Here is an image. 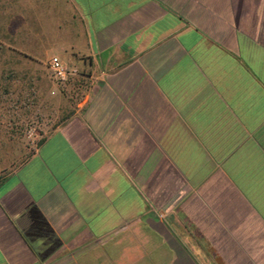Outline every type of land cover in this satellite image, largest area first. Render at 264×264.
Wrapping results in <instances>:
<instances>
[{"label":"crops","instance_id":"obj_1","mask_svg":"<svg viewBox=\"0 0 264 264\" xmlns=\"http://www.w3.org/2000/svg\"><path fill=\"white\" fill-rule=\"evenodd\" d=\"M47 6L70 74L0 157V264H264V0Z\"/></svg>","mask_w":264,"mask_h":264},{"label":"rangeland","instance_id":"obj_2","mask_svg":"<svg viewBox=\"0 0 264 264\" xmlns=\"http://www.w3.org/2000/svg\"><path fill=\"white\" fill-rule=\"evenodd\" d=\"M47 4L48 0H0V78L10 70L20 72L22 76L29 74L32 78L23 77L18 81L16 94L0 100V134H9L6 130L14 125L11 121L16 122L19 118L17 125L21 132L13 139L16 141L11 145L12 151L36 146L59 115L47 99L48 83L54 79L50 61L54 55H66L61 44L68 39L64 40L67 30L62 22L60 32L56 33L59 37H54L55 32L48 30L54 16L48 14ZM35 56L40 60H33ZM29 80L36 86L31 114L23 109V103L15 104L20 94H23L21 99L27 96Z\"/></svg>","mask_w":264,"mask_h":264},{"label":"trees","instance_id":"obj_3","mask_svg":"<svg viewBox=\"0 0 264 264\" xmlns=\"http://www.w3.org/2000/svg\"><path fill=\"white\" fill-rule=\"evenodd\" d=\"M23 77H27L28 79L31 78L29 74L23 75L20 72H15L13 70L8 71L4 76H1L0 78V100H7L10 97H12L14 94H16V91H18V81L21 80ZM32 79V78H31ZM30 79V80H31ZM27 84V96H23V94H20L18 99L15 101V104L17 103H23L22 107L25 109L27 114H31L32 112V105L35 102L31 103V100L36 101L35 96V84L30 82ZM16 107V106H15ZM19 122V118L16 119V122L14 120L11 121L14 125L12 128L6 130L9 132V134H0V157H4L5 155H8L12 150L11 145L13 144L14 137L18 136L21 132V128L18 127L17 123ZM5 131V132H6ZM0 162H3V158H0ZM1 165V164H0Z\"/></svg>","mask_w":264,"mask_h":264},{"label":"built area","instance_id":"obj_4","mask_svg":"<svg viewBox=\"0 0 264 264\" xmlns=\"http://www.w3.org/2000/svg\"><path fill=\"white\" fill-rule=\"evenodd\" d=\"M50 69L53 77L59 82H66L69 78L70 71L66 65L58 58L53 57L50 61Z\"/></svg>","mask_w":264,"mask_h":264}]
</instances>
